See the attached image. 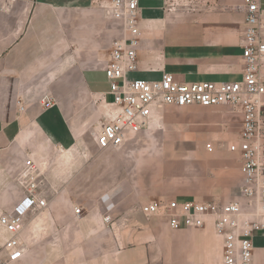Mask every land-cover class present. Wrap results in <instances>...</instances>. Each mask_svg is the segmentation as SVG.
<instances>
[{"label": "crops", "instance_id": "obj_1", "mask_svg": "<svg viewBox=\"0 0 264 264\" xmlns=\"http://www.w3.org/2000/svg\"><path fill=\"white\" fill-rule=\"evenodd\" d=\"M198 1L140 0L136 76L156 79L168 72L184 82L242 79L244 14L230 6L224 13L222 0ZM107 4L0 0V181L10 168L18 180L27 157L45 164L48 155L55 164L69 159L64 172L69 189L56 184L44 195L48 206L62 203L71 220L56 223L61 231L45 239L53 252L38 264H223V240L212 221L175 230L165 217L146 215L142 206L156 199L234 200L243 184L240 154L217 145L237 139L242 115L226 105L156 106L140 133L157 131L161 122L172 132L181 130L180 145L164 141L156 147L181 148L189 156L181 168L163 161L148 180L144 176L153 167L145 169L135 157L128 162L124 155L125 144L140 133L119 148L100 149L88 130L104 120L112 100L104 69L120 34ZM46 95L56 100L51 108L44 106ZM165 112L172 115L166 118ZM19 192L15 205L24 189ZM76 206L86 215L78 217ZM106 215L112 221L106 222ZM23 232V257L7 262L4 251L5 264H32ZM0 234L4 242L8 233L1 226ZM254 247L252 264H264V231L255 234Z\"/></svg>", "mask_w": 264, "mask_h": 264}, {"label": "built area", "instance_id": "obj_2", "mask_svg": "<svg viewBox=\"0 0 264 264\" xmlns=\"http://www.w3.org/2000/svg\"><path fill=\"white\" fill-rule=\"evenodd\" d=\"M140 9V0H108L107 14L120 28L104 69L112 100L106 103L104 120L89 128V136L102 150L119 148L129 136L149 125L156 106L226 105L241 113L237 139L217 145L240 154L243 184L234 200L220 203L156 199L144 204L142 211L165 217L175 230L203 228L212 221L216 234L223 240V264H252L254 236L264 231V0H242L238 6L245 22L241 41L243 76L241 80L219 83L184 82L168 72L156 79L136 76L142 34ZM43 99L46 108L55 105L53 96ZM205 146L208 151L215 149L212 142ZM41 174L36 162L27 157L19 172V182L25 184L24 195L10 212L0 214V226L8 233L3 242L7 262H15L24 255L20 241L25 228L23 218L48 207L44 192L38 189ZM74 211L77 215L82 213L78 206ZM109 219L110 216L106 217Z\"/></svg>", "mask_w": 264, "mask_h": 264}, {"label": "rangeland", "instance_id": "obj_3", "mask_svg": "<svg viewBox=\"0 0 264 264\" xmlns=\"http://www.w3.org/2000/svg\"><path fill=\"white\" fill-rule=\"evenodd\" d=\"M194 3H198V0H191ZM223 1V11L227 10V7L230 6L233 8V11L238 12V3L240 0H222ZM237 4V5H236ZM109 50V49H108ZM111 50V49H110ZM184 109V108H180ZM169 115L168 112H165V117L167 118ZM181 116V114L179 115ZM164 120V119H163ZM168 142V144L172 145L174 142H178L177 144H181L184 141V135L181 130L172 132L166 128V125L161 122L160 129L157 131L152 128H148L147 132H143L142 134H138L133 137L125 144L124 155L127 157V161L129 162L131 157L137 158L138 161H141L145 164L143 167L150 168L153 167V172L144 176L145 180H148L156 176L155 172L157 170L156 166L162 163L163 161H170L179 165L181 168V164L185 157L189 156V153L181 148L176 149H166L161 147H156L161 142ZM68 156H70V150L68 149ZM46 162L48 159L49 164H45V160L40 162H36L37 166L41 170V182L39 184L38 189L43 192H52L54 191V186L57 184V188L59 190H64L70 187V179L67 178V175L64 172L69 171L70 164L69 159L64 161H59L60 163L55 164V158L52 159L51 156H47ZM154 163L152 166H148L150 163ZM154 168L156 170H154ZM11 170V168H10ZM8 170L7 177L2 181H0V214L5 212H10L15 203L19 198V188L24 187L23 184L19 182V179L16 178V173ZM63 172L64 180H59L60 173ZM3 174L4 170H2ZM178 173V177L181 178V172ZM69 176V175H68ZM3 178V177H2ZM7 179V180H6ZM57 189V190H58ZM67 212L65 211V207L62 206V203L49 205L47 208L40 209L34 212L27 214L23 218V223L25 224V229L23 232V242L28 250L31 251L33 256L32 264H38L39 258H44L46 253L53 252V246L45 244V239L48 237H54L55 233H59L61 230L56 229V223L61 224L64 221L71 220L67 216ZM82 215H86L85 212L82 211L81 215H77L81 217ZM104 216V220L106 222L112 221L111 217L109 220H106ZM162 217V216H158ZM5 256L3 250V239L0 234V264H5ZM16 264H22L16 263Z\"/></svg>", "mask_w": 264, "mask_h": 264}]
</instances>
